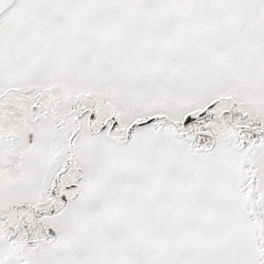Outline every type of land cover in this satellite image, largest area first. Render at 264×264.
<instances>
[{"label":"snow or ice","instance_id":"1","mask_svg":"<svg viewBox=\"0 0 264 264\" xmlns=\"http://www.w3.org/2000/svg\"><path fill=\"white\" fill-rule=\"evenodd\" d=\"M0 264H264V0H0Z\"/></svg>","mask_w":264,"mask_h":264}]
</instances>
